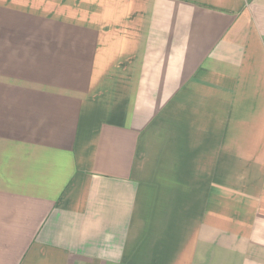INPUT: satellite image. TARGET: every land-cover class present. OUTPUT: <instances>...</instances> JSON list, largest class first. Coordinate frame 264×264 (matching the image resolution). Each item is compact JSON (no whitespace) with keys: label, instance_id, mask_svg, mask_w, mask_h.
Listing matches in <instances>:
<instances>
[{"label":"crops","instance_id":"crops-1","mask_svg":"<svg viewBox=\"0 0 264 264\" xmlns=\"http://www.w3.org/2000/svg\"><path fill=\"white\" fill-rule=\"evenodd\" d=\"M0 264H264V0H0Z\"/></svg>","mask_w":264,"mask_h":264}]
</instances>
